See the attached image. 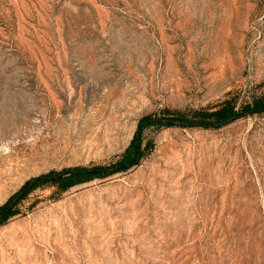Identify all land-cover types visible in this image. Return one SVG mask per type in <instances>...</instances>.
I'll use <instances>...</instances> for the list:
<instances>
[{
	"label": "rangeland",
	"instance_id": "1",
	"mask_svg": "<svg viewBox=\"0 0 264 264\" xmlns=\"http://www.w3.org/2000/svg\"><path fill=\"white\" fill-rule=\"evenodd\" d=\"M263 95L264 0H0V264H264V112L92 171Z\"/></svg>",
	"mask_w": 264,
	"mask_h": 264
},
{
	"label": "trees",
	"instance_id": "2",
	"mask_svg": "<svg viewBox=\"0 0 264 264\" xmlns=\"http://www.w3.org/2000/svg\"><path fill=\"white\" fill-rule=\"evenodd\" d=\"M264 112V95L254 101L253 104L238 106L235 99H229L211 109H191L184 111H166L160 118L151 116L142 117L137 124L136 131L130 144L120 158L109 168L92 169L105 173L123 172L139 163L144 156L146 144L143 143V131L150 126H181L184 128L201 127L205 129L220 128L251 113ZM83 171L73 170L67 179H58L54 182L59 185V191L64 192L72 186L80 183L79 176ZM43 177L28 182L21 190L26 196L35 189ZM17 197V196H16ZM10 199L0 206V224L17 214L16 206L24 197Z\"/></svg>",
	"mask_w": 264,
	"mask_h": 264
}]
</instances>
